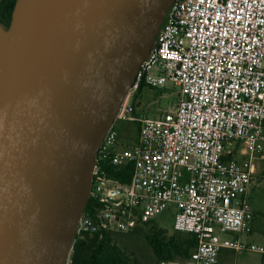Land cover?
<instances>
[{
    "label": "built area",
    "instance_id": "1",
    "mask_svg": "<svg viewBox=\"0 0 264 264\" xmlns=\"http://www.w3.org/2000/svg\"><path fill=\"white\" fill-rule=\"evenodd\" d=\"M167 81L179 91L175 108L137 114L140 86ZM125 120L138 123L131 145L120 143ZM258 156L264 157V0H172L98 144L88 196L94 205L82 212L76 234L128 232L173 207V228L193 233L196 246L188 259L157 264H218L222 248L264 257V243L226 235L250 230L248 188Z\"/></svg>",
    "mask_w": 264,
    "mask_h": 264
},
{
    "label": "water",
    "instance_id": "2",
    "mask_svg": "<svg viewBox=\"0 0 264 264\" xmlns=\"http://www.w3.org/2000/svg\"><path fill=\"white\" fill-rule=\"evenodd\" d=\"M172 0H15L0 23V264H68L105 131Z\"/></svg>",
    "mask_w": 264,
    "mask_h": 264
},
{
    "label": "rangeland",
    "instance_id": "3",
    "mask_svg": "<svg viewBox=\"0 0 264 264\" xmlns=\"http://www.w3.org/2000/svg\"><path fill=\"white\" fill-rule=\"evenodd\" d=\"M178 92V88L170 81H167L159 90L156 88H143L140 95L134 100V103L136 102L137 104L136 113L139 115L155 116L165 111L173 110L178 100ZM136 128V121H123L121 123L120 143L123 145L133 144L135 141L133 134ZM254 164L257 172L253 175L248 188V200L254 213L253 226L256 229L264 230V158L255 157ZM173 216L174 208L171 207L157 214L152 220L171 233L174 230ZM230 234L227 233L226 235ZM243 237V239L247 240L246 236ZM254 241L264 243V236L259 233L257 237L255 235ZM119 244L126 253L131 254L140 263L157 264L142 231L126 232L121 236ZM225 250L227 251V262L229 264H262L258 253H236L229 249ZM222 261L219 256L218 264H221Z\"/></svg>",
    "mask_w": 264,
    "mask_h": 264
},
{
    "label": "trees",
    "instance_id": "4",
    "mask_svg": "<svg viewBox=\"0 0 264 264\" xmlns=\"http://www.w3.org/2000/svg\"><path fill=\"white\" fill-rule=\"evenodd\" d=\"M14 4L15 0H0V22L5 27L10 24ZM143 88L154 89L155 87H147L142 84L134 96L133 102L140 95ZM156 89L159 90L160 88ZM119 128L121 129V124ZM137 132L138 123L133 134L134 137H136ZM227 156L230 157L232 154L228 153ZM114 173L120 179H125L121 172L116 171ZM93 205L94 199L89 197L85 205V211L91 210ZM137 230L144 233L145 240L149 244L157 262L160 259H188L196 246V237L193 233L175 229L169 233L153 220L138 224L130 231ZM125 233L114 231L77 233L68 264H142L121 248L119 240Z\"/></svg>",
    "mask_w": 264,
    "mask_h": 264
},
{
    "label": "crops",
    "instance_id": "5",
    "mask_svg": "<svg viewBox=\"0 0 264 264\" xmlns=\"http://www.w3.org/2000/svg\"><path fill=\"white\" fill-rule=\"evenodd\" d=\"M264 158V157H263ZM257 172V168H254V172H253V175ZM253 177V176H252ZM253 220H254V216L253 218L251 219L250 221V230L248 233H242V234H236V233H233V232H228V233H231L230 235L231 236H235V235H238L239 237H241L242 239L244 238L243 236H246L247 237V240L249 241H254L255 239V235L256 237L258 236V234H262L264 236V230L262 229H256L254 226H253ZM257 231H259L257 233ZM226 248H222L221 251H220V258L223 260L221 264H229L227 262V251L225 250ZM255 253V252H253ZM262 260V264H264V257L260 254H258Z\"/></svg>",
    "mask_w": 264,
    "mask_h": 264
},
{
    "label": "flooded vegetation",
    "instance_id": "6",
    "mask_svg": "<svg viewBox=\"0 0 264 264\" xmlns=\"http://www.w3.org/2000/svg\"><path fill=\"white\" fill-rule=\"evenodd\" d=\"M1 23V22H0ZM2 24V23H1Z\"/></svg>",
    "mask_w": 264,
    "mask_h": 264
}]
</instances>
